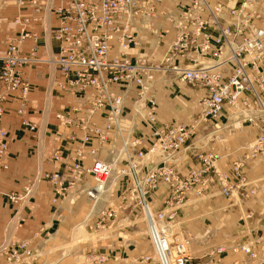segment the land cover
<instances>
[{
  "label": "rangeland",
  "instance_id": "rangeland-1",
  "mask_svg": "<svg viewBox=\"0 0 264 264\" xmlns=\"http://www.w3.org/2000/svg\"><path fill=\"white\" fill-rule=\"evenodd\" d=\"M19 1L0 0V29L3 30V33L0 32L3 39L0 56H4L8 45L16 42L23 32L39 34L40 39L37 43L32 38L27 39L28 42L21 48L22 57H30L32 50L36 49L32 53L36 61L16 68L20 79L30 84L29 101L24 102L22 94L17 92L9 93L4 102V119L9 110L14 117L7 126L3 119V125L9 131V167L0 177V200H7L11 204L12 215H8L2 224L0 245L6 240L7 227L23 203V198L34 194L31 201L35 208H25L21 225L13 239L28 242L35 254L32 262L24 261L23 264H80L78 257L81 256L87 259L83 264H153L143 260L145 255L151 253L140 247L141 238L147 232L140 206V200L145 197L154 206V212L170 211L169 214L177 215L176 220L172 221L180 223L179 228L193 253L194 264L199 261L204 264L210 261L211 264H221V261L222 264H235L238 256L242 255L234 253L233 247L248 242V237L242 234V211L246 213L252 230L259 221L264 220V192H261L264 187V123L241 122L234 115L236 109L228 105L216 118L204 119L197 102L206 96V92L198 86L174 81L167 74L166 81L154 84L146 100L142 95L143 87L137 82L127 91L116 85H126L127 81L109 83L111 94L119 91L125 94L119 112L120 122L116 124L111 123L114 108L110 99L97 111L93 110L95 103L89 101L84 106L86 108L77 112L74 110L77 109L76 96L71 98V93L54 89L48 134L40 141L38 130H32L24 123L40 121L50 79L52 77V81L54 78L59 81L61 75L43 62L46 57L42 19L45 4L38 0H22L24 4L21 6ZM143 1L137 0L138 4L134 7L137 21L142 16L136 11H142ZM183 1L153 0L151 4L155 7V17L163 11L162 8L171 6L173 10L176 2ZM61 4V0H53L54 11L50 15L53 30L58 26L57 9ZM27 5H30L31 11L27 12ZM13 7H16L18 14L9 23L7 12ZM3 15L6 19H1ZM155 17V25L156 21L157 26L165 22L164 15L158 19ZM4 22L7 24L5 28ZM25 25L28 26L25 28ZM118 27V32L104 27L100 29L102 34H98L110 47L109 64H126V60L136 64L143 56L141 53H152V50L159 58L158 52H168L163 44L176 33L175 28H167L166 37L161 42L163 44L151 48L147 43L137 42L139 37L136 32L132 35V27L126 29L123 23ZM161 31L164 33L165 29ZM144 32L148 33L147 30ZM128 37V45L141 53H122L119 50L121 38L126 43ZM52 42L53 53L59 55L58 41L52 37ZM178 53L173 54L176 61L190 63L189 58H182ZM150 59L148 66L160 62L152 54ZM4 66L5 63L0 62V67ZM224 81H228V77ZM114 85L119 91L114 90ZM89 90L93 92L95 88ZM4 92L0 84V94ZM142 102L144 105H140ZM22 108H25L24 114H20ZM70 110L85 112L84 117L88 113L96 114L86 128V119H82L79 125L74 122L63 125L60 116H68ZM17 129L30 133L31 138L28 139L25 134L18 138ZM99 131L105 133L103 139ZM93 134L96 137L89 141ZM163 140L168 141V146L161 149ZM16 143L24 145V159L32 157L34 171L23 172L20 179L6 181L7 188L2 189L4 176L11 170L12 153L20 152L15 150L18 148L14 147ZM100 162L110 166V173L105 175V191L98 199L95 196L97 184L90 170ZM19 181L22 185L20 190H16L14 185ZM226 186L229 187L228 193L224 192ZM14 195L21 197L17 204L12 202ZM94 196L97 200L92 199ZM196 205H200L198 210H195ZM40 208H48L50 217H42L41 221L35 216L32 220L30 216ZM188 212L191 218L186 216ZM56 216L59 217L56 220L63 219L55 220L52 228H48ZM75 228L77 231L73 233ZM36 230L41 233L40 236H34ZM255 233L258 234L257 230ZM174 238L176 240V236ZM69 244L72 246L70 250L67 247L57 249ZM215 245L229 247V250L223 254L215 251L212 257H208ZM47 248H51V252L44 255ZM261 248L264 252V247ZM130 250L135 251L136 255L126 261L121 255L128 252L132 255ZM243 259L250 261L247 256Z\"/></svg>",
  "mask_w": 264,
  "mask_h": 264
},
{
  "label": "built area",
  "instance_id": "built-area-1",
  "mask_svg": "<svg viewBox=\"0 0 264 264\" xmlns=\"http://www.w3.org/2000/svg\"><path fill=\"white\" fill-rule=\"evenodd\" d=\"M38 1H43L45 4L42 19L46 57L43 62L49 65L50 69L58 70L61 75L59 81L55 78L52 81V77L50 79L45 95V109L40 114V121L29 120L24 123L32 130L37 129L38 135L45 114L48 112L49 117L52 113L54 89L58 88L71 93V98L75 95L77 109L74 110L77 112L86 108L84 106L89 101L95 103L93 110L97 111L104 102L110 99L114 108L111 123L116 124L120 122L119 112L125 96L120 93L116 85L127 91L137 82L143 87L142 95L146 100L147 93L155 86L154 84L158 81L164 82L167 74H170L174 81L189 86H198L206 92V96L197 102L200 115L204 119L216 118L222 108L228 105L236 109L234 115L241 122L264 123V0H187V2L184 0L176 2L173 6L176 8L173 10L171 6L166 9L162 8L163 11L158 12L156 17L155 7L151 4L153 0H145L142 4V11H136L142 16L138 21L136 20L138 16L134 14V7L138 4L137 0H61L63 6L61 4L57 9L59 21L56 30L51 27L50 18L47 19L48 13L51 15L54 11L53 0ZM23 4L20 0L19 5ZM217 6L220 8H216ZM219 10H229L231 15H234L225 20L217 15L215 19L216 12ZM160 15L165 16V22L157 26V21L156 25L153 22L154 17L158 19ZM120 23L126 25V29L132 27V35L136 32L139 37L137 42L147 43L151 48L163 44L161 42L166 37L167 28H175L176 33L173 38L166 40L163 44L168 52L157 53L160 55L158 58L160 62L156 64L147 65V62L151 61V54L155 59V50H152V53L145 51L141 53L138 49L134 50L128 45L130 37L126 43L124 38H121L119 50L122 53L129 51L131 54L132 52L141 53L143 56L139 57L136 64L130 60H126V64L119 62L109 64L110 47L98 34H102L100 29L104 27L115 29L118 32ZM27 26L25 25V28ZM163 28L164 33L161 31ZM145 30L148 33H145ZM160 31L162 34L159 33ZM49 36L51 43L52 37L58 41L59 55L55 56L52 45H48ZM31 38L37 43L40 35L23 32L16 42L12 41L8 45L4 56H0V62L5 63L4 67H0V84L5 89V92L0 94V177L2 172L9 167L7 143L9 131L3 125L6 114L4 102L9 93L17 92L22 94L24 102L29 101L30 84L20 79V73L16 72V68L36 61L35 55L32 54L36 52V49L32 50L30 57L21 55V48L28 42L27 39ZM175 53L182 58H189L190 63L184 64L176 61L173 56ZM226 77L228 81L225 82ZM121 81H127V84L114 85V90L119 92L112 91L114 94H111L109 83ZM91 87L95 88L93 92L89 90ZM140 105H144V102ZM24 109H20V114L25 113ZM85 114V112L76 113L70 110L68 116L61 115L60 118L64 121L63 125L72 122L79 125L82 119H86V128L94 119L96 112L93 115L90 113L91 116L88 113L84 117ZM74 119L78 120L73 121ZM102 130L104 131L103 128ZM182 132L184 133L185 130ZM99 133L103 139L105 133L100 131ZM93 137L96 136L93 134L89 141ZM176 142L174 138V143ZM167 146L168 141L163 140L160 148L164 149ZM90 173L96 181L97 193L95 195H98L99 199L101 197L99 191H105L104 186L106 176L110 173V166L106 162H100L90 170ZM228 189L229 187L226 186L224 192L228 193ZM20 199L19 195H14L12 202L17 204ZM92 199L97 200L95 196ZM140 204L143 210L142 217L149 224L152 216L147 207L150 204L145 197L140 200ZM169 212L154 213L152 218L159 222L163 221L168 227L164 229L160 224V232L153 233L149 230L148 236L154 251L150 255H145L143 260L153 264H194L192 262L193 253L189 249L188 241L185 239L175 244L172 240L170 228L177 227L178 223L172 221L176 220L177 215L169 214ZM109 216L111 217L112 214ZM247 218L245 216L242 234L248 237V242L238 243L233 247L234 253L242 255L238 256L235 264H264V252L261 248L264 247V220L259 221L252 230ZM255 230L260 237L256 235ZM212 248L208 257H212L215 251L223 254L229 250V247L220 245ZM244 256H247L250 261H245ZM34 257L35 254L28 242L12 241L7 245L5 240L0 245V264H23L24 261L31 260L32 262ZM195 264L204 263L199 261ZM206 264H211V261Z\"/></svg>",
  "mask_w": 264,
  "mask_h": 264
},
{
  "label": "crops",
  "instance_id": "crops-1",
  "mask_svg": "<svg viewBox=\"0 0 264 264\" xmlns=\"http://www.w3.org/2000/svg\"><path fill=\"white\" fill-rule=\"evenodd\" d=\"M10 9H12V10H8V15H7V13H6V15L8 16L7 18L9 19V23H11V21H13L14 20V18L17 16V9H16V7H13V8H10ZM26 9H27V12L30 10L31 11V7H30V5H27L26 6ZM15 12V13H14ZM13 13H14V15H13ZM50 18V15H49V13H48V17H47V19H49ZM1 19H6L5 17H4V15L1 17ZM7 22V21H6ZM3 28H5V27H7L6 25L7 24H5V22L3 23ZM37 27H38V25H37ZM39 28V27H38ZM1 31L0 32H2L3 33V30L2 29H0ZM2 41H3V39H2V36L0 35V48L2 47V49H3V46H1L2 45ZM48 43L49 44H51L52 46H53V42L51 43V37L49 36V38H48ZM48 44V45H49ZM50 46V45H49ZM14 117V115L13 114H11V111L9 110L8 111V114H7V117L4 119V124L7 126V125H9V123H10V120L12 119ZM48 129H49V126H48V112L45 114V117H44V120L41 122V127H40V135H41V140L43 139V138H46L47 137V134H48ZM15 130H16V128H15ZM17 134L19 135V137L18 138H20V136L21 135H24L25 134V136H27L28 137V139L29 138H31V134L30 133H24V132H22L21 130H19V129H17ZM15 136V135H14ZM16 137V136H15ZM14 147L16 148V147H18V148H16L15 150H20V152L19 153H12V158H11V166H10V173L9 174H7V175H5L4 176V179H3V183H1L2 184V189H4V188H7V184H6V181H8V180H10V179H20V178H22V174H23V172H28V171H31V172H33L34 171V165H33V163H32V161H31V159H32V157H28V159H24V157H26V150H25V147H24V145H21L20 143H16L15 145H14ZM263 172H264V169L262 170ZM21 185H22V182H16V184L14 185V187L16 188V190H20V188H21ZM262 188V187H261ZM261 192H264V187L262 188V191ZM34 195V194H33ZM32 195V196H33ZM31 196V197H32ZM31 197H30V199L28 200V201H26L25 203H23L21 206H20V208L18 209V211H17V213H16V215L14 216V219L10 222V224H9V226L7 227V233H6V241H13V239H14V237H15V233H16V230L18 229V227H20V225H21V221H22V213H23V211L24 210H26L25 208H29V209H31V210H33L34 208H35V206H34V202L32 203V201H31ZM34 198V197H33ZM202 206V205H201ZM199 207H200V205H196L195 206V210H198L199 209ZM6 210H8V213H7V211ZM40 210V211H39ZM39 210H37V211H35L30 217H32L31 219L32 220H34L35 219V216H37L38 217V219L39 220H41L42 221V217H45L46 219L47 218H49L50 217V211H49V209L48 208H40ZM197 212V211H196ZM8 215L10 216V215H12V206H11V204H9L8 203V201L7 200H0V234H1V230H2V224H3V222L8 218ZM188 218H191V214H190V212H188L187 213V215H186ZM245 216H246V213L245 212H243L242 211V217L245 219ZM56 218H59L58 216H56V217H54V219H53V221L50 223V224H48V228H52V226L54 225V223H55V220H56ZM63 219V218H62ZM61 218L60 219H58V220H56V221H59V220H62ZM83 223V222H82ZM81 223V224H82ZM85 224V223H84ZM80 225V224H79ZM78 225V226H79ZM180 223H178L177 224V227H176V229H175V233H176V242L178 243V242H180V241H182L183 239L182 238H184L185 239V237H184V234H183V231L179 228L180 226ZM77 226V227H78ZM76 227V228H77ZM76 228H75V230H76ZM145 228H146V226H145ZM49 230V229H48ZM75 230L73 231V233L75 232ZM27 231V230H26ZM46 231V230H45ZM44 231V232H45ZM146 231H147V229H146ZM33 232V231H32ZM35 234H34V236L35 235H41V233H38V230H36L35 232H34ZM43 233V232H42ZM32 235V234H31ZM73 235V234H72ZM178 236V237H177ZM52 239H54V237H52ZM137 244V243H136ZM141 245H140V247H142V249H144L145 248V250L146 251H150L149 253H151L152 252V246H151V243H150V240H149V237H148V233L146 232V234H143V236H142V238H141V243H140ZM114 246H116V248H119V246H118V244H115ZM65 247H67L66 249H68V250H70L71 248L70 247H72L71 246V244H69V245H63L62 247H59V248H57V249H65ZM54 249L55 248H53L52 249V251H54ZM116 251H118V249H115ZM113 251V252H115L116 254H117V252L116 251ZM51 252V248H47L44 252H43V254L44 255H46V254H48V253H50ZM130 252H131V254L132 255H130L129 254V252L128 253H126L125 255H121L122 257H123V259L124 260H129V259H131L132 257H134V255H136V252L135 251H131L130 250ZM67 255V253H65V256ZM85 260V261H84ZM78 261L80 262V264H83V263H86V261H87V259L85 258V257H83V256H81V257H78Z\"/></svg>",
  "mask_w": 264,
  "mask_h": 264
},
{
  "label": "bare ground",
  "instance_id": "bare-ground-1",
  "mask_svg": "<svg viewBox=\"0 0 264 264\" xmlns=\"http://www.w3.org/2000/svg\"><path fill=\"white\" fill-rule=\"evenodd\" d=\"M249 1H251V0H249ZM216 8H220V6H217ZM50 15V14H49ZM217 15H219L220 17H222L224 20L225 19H228V18H231L233 15H231V13H230V11L229 10H219V11H217L216 12V15H215V19L217 18ZM49 44V43H48ZM35 45V44H34ZM50 45V44H49ZM156 60H158V56L156 57ZM164 80L166 81V79L164 78ZM104 190V189H103ZM101 192H102V190L101 191H99V195H101ZM32 195H29L28 197H25V198H23V203H25L26 201H28L29 199H30V197H31ZM96 197H99L98 195H95ZM22 203V204H23ZM21 204V205H22ZM95 205V204H94ZM148 208V210L150 211V213H151V216L152 217H154V206H148L147 207ZM152 217H150V220H149V224H147L146 222H145V220L143 219V221H144V223H145V226H146V229H147V233H149L150 231L152 232L153 231V233H157V232H160V224L162 225L161 227L162 228H164V229H166L167 227H168V225L167 224H165L163 221L162 222H159V221H156L155 219H153ZM82 225H83V227H84V229H85V224H84V222L82 223ZM175 229H176V226H173V227H171L170 228V230L172 231H170V234L173 236V238H172V240L175 242V244L177 243L176 242V240H175V238H174V236H176V233H175ZM75 230V229H74ZM150 230V231H149ZM77 231V230H76ZM149 237V236H148ZM76 239V238H75ZM78 239V238H77ZM149 240H150V238H149ZM183 240H185V239H183ZM12 241H6V244L8 245L9 243H11ZM71 242H73V241H71ZM151 243V242H150ZM179 243V242H178ZM153 249H152V252H151V254L153 253ZM162 259V258H161ZM85 261V260H84Z\"/></svg>",
  "mask_w": 264,
  "mask_h": 264
}]
</instances>
